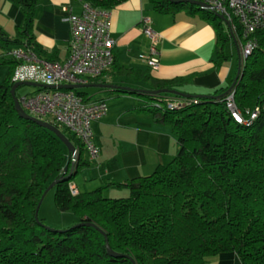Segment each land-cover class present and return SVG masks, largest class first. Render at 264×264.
Returning <instances> with one entry per match:
<instances>
[{
    "label": "trees",
    "instance_id": "16d2710c",
    "mask_svg": "<svg viewBox=\"0 0 264 264\" xmlns=\"http://www.w3.org/2000/svg\"><path fill=\"white\" fill-rule=\"evenodd\" d=\"M6 1L21 9L23 21L16 26L15 38L0 28L1 47L24 46L38 57L56 60L34 41L38 0ZM83 1L109 11L125 0ZM147 1L160 13L182 8L208 20L216 33V62L227 60L224 48L233 38L212 9ZM254 36L257 46L240 61L239 80L229 90L248 124L230 115L228 87L201 98L109 88L137 96L142 101L137 110L168 123L177 145L174 157L151 173L115 183L128 188L125 197L103 196L110 183L71 194L69 183L88 162L82 154L86 149L66 128L54 124L76 147L72 162L54 133L17 113L10 90L20 61L1 54L0 66L7 69L0 81V264H205L221 252H235L242 264H264V32ZM120 70L151 78L154 89H175L183 81L152 78L147 66ZM102 76L89 82L101 83ZM54 179L57 209L78 217L77 224L63 230L47 227L35 215ZM106 242L115 255L107 252Z\"/></svg>",
    "mask_w": 264,
    "mask_h": 264
},
{
    "label": "crops",
    "instance_id": "0c3cea01",
    "mask_svg": "<svg viewBox=\"0 0 264 264\" xmlns=\"http://www.w3.org/2000/svg\"><path fill=\"white\" fill-rule=\"evenodd\" d=\"M0 2L6 11L11 10L13 20L22 19L19 14L14 15L10 2ZM65 4L71 5L75 13L80 11L75 0H38L33 20L32 33L37 47L56 60H63L67 56L70 28L61 11V6ZM148 5L147 0H125L108 11L115 64L101 77V83L154 89L151 78L127 76L120 72L122 68L146 69L139 59V55L148 52L149 46V39L140 24V17L145 16L150 19L152 28L162 36L158 44L159 67L150 70V77L159 80L181 78L183 81L175 89L193 95L214 94L221 87H228V90L237 74L239 55L234 64L224 48V54L229 57L216 62L213 25L186 9L160 13L150 6L153 10L150 12ZM231 42L235 45L234 41ZM1 52L0 55L3 54ZM98 92L104 95L95 99H103L107 106L105 115L91 122L98 154L91 158L86 150L82 153L88 161L81 166L83 185L78 188L73 178L71 183L77 193L110 183L106 189L116 188L117 193L125 195L128 188L115 183H125L127 179L147 175L157 165L170 161L177 150L175 135L170 125L159 120L157 115L138 111L137 106L142 101L134 94H117L109 88H100ZM103 96L115 100L107 104ZM85 170L90 174V181L86 179ZM205 264L242 263L235 252H221L209 257Z\"/></svg>",
    "mask_w": 264,
    "mask_h": 264
},
{
    "label": "built area",
    "instance_id": "2783aa9c",
    "mask_svg": "<svg viewBox=\"0 0 264 264\" xmlns=\"http://www.w3.org/2000/svg\"><path fill=\"white\" fill-rule=\"evenodd\" d=\"M80 11L75 13L69 4L61 6L63 19L69 23L67 56L63 60H48L24 46L13 47L4 54L17 61L13 70L12 82L36 83L37 89L22 96L17 95L19 104L28 114L49 123L66 128L85 147L91 158L98 154L93 139L91 122L105 115L107 106L103 99L85 100L77 94L79 87H58L59 85L89 84L90 80L102 76L114 62L113 39L110 36L108 11L97 9L83 0H75ZM204 3L217 15L228 22L236 48H239L240 61L257 46L254 33L264 32V0H192ZM140 24L149 39L148 52L139 55L149 69L159 67L158 44L162 36L151 26L148 17L141 16ZM238 27L241 34H238ZM169 106H172L170 104ZM226 107L232 118L246 123L236 109L233 90L226 96ZM256 116V111L250 118ZM70 187V186H69ZM72 195L77 194L70 187Z\"/></svg>",
    "mask_w": 264,
    "mask_h": 264
},
{
    "label": "rangeland",
    "instance_id": "374dc122",
    "mask_svg": "<svg viewBox=\"0 0 264 264\" xmlns=\"http://www.w3.org/2000/svg\"><path fill=\"white\" fill-rule=\"evenodd\" d=\"M9 5H11V7H13L14 15L16 16L17 14H19L22 17V19H20L18 21L13 20L14 16H12L11 10H7L9 12L7 14L6 13L7 11H6L4 4L0 2V28L3 31L7 32L8 36L15 38V37L19 36L16 26H18L17 24L20 25V23H22L23 13L17 5L12 4V3H10ZM148 8H149L150 12L153 11L152 9H150L149 5H148ZM1 9L2 10L4 9V11H2ZM157 15H159V14H157ZM223 27H226L224 23H223ZM1 46L2 45L0 44V51H2L1 53H4L5 51H8L11 49L10 46H3V48H1ZM237 51H238V53H237ZM225 52L227 54L231 55L230 58H232V61L235 64L236 60H237V55L240 52L239 48H236V46L233 44V42L230 41V42L226 43ZM6 69H7L6 66H4V65L0 66V81L4 78V76L6 74ZM125 87H127V86H125ZM130 88H132V87H130ZM36 89H37V87H35L33 85L21 84L20 86L17 87L15 92L17 95L22 96L24 94L31 93V92L35 91ZM99 89L100 88L92 87V86H90V87H84L83 86V87L77 88L76 90L80 91V92L87 93L89 95L90 99L94 100L98 96L104 95V94H101L100 92H98ZM103 97L106 99L107 104H109L111 101L115 100L112 97L109 99H107V97H105V96H103ZM87 156L88 155L86 154V157ZM70 168L68 170H70ZM63 172H65L64 169H63L62 173ZM84 173L87 175L86 179H89V181H90V176H89L90 174L88 173V171L85 170ZM73 180L77 184L78 188H81V186L83 185V169H82V167L79 168L78 172L73 177ZM69 186L75 187L73 185V183H71V182L69 183ZM90 188H94V187H90ZM116 190H117L116 188H111V189L105 188V189H103L102 194L105 197H124V196H127L129 194V191H128L125 195H120L119 193H117ZM114 191H116V192H114ZM54 194H55V187L54 186L45 192L44 196L41 199V203L39 205V208H38V217L42 220V222L47 227L52 228V229H57V230H63V229H66L70 226L77 224L78 223V217L73 212H71V211H60L57 209L55 202H54Z\"/></svg>",
    "mask_w": 264,
    "mask_h": 264
},
{
    "label": "water",
    "instance_id": "95a60500",
    "mask_svg": "<svg viewBox=\"0 0 264 264\" xmlns=\"http://www.w3.org/2000/svg\"><path fill=\"white\" fill-rule=\"evenodd\" d=\"M172 1H175V2H182V3H187V4H190V5H193V6H196V7H200V8H208L204 3H201V2H197V1H192V0H172ZM218 18H220L227 26H228V22L227 20L222 16V15H218ZM238 52V51H237ZM239 55V54H238ZM239 70H240V58L238 60V69H237V74L236 76L234 77V80L231 84V86L229 87L228 91L232 88V86L234 85L235 82H237L239 80ZM21 84H27V85H33V86H39L37 85L36 83H31V82H24V83H21V82H16L12 85L11 87V90H10V93H11V96L13 98V101H14V106H15V109L17 111V113L19 115H21L22 117H25L27 119H31L33 121H35L37 124H39L40 126L50 130L52 133H54L59 139L60 141L65 145L68 153L71 155L72 157V162H75L76 160V157L78 155L77 153V150H76V147L73 145V143L61 132L60 129H58L56 126H54L53 124L47 122V121H44L42 119H39L35 116H32L30 114H28L27 112L24 111V109L21 107V105L19 104V101L17 99V96L15 94V91L17 89L18 86H20ZM99 87V88H114V87H119V86H115V85H111V84H102V83H89V84H86L84 85V87ZM58 87H71V88H75V87H81L80 85H59ZM120 88H123V89H130L129 87H120ZM132 89V88H131ZM137 90H142L144 92H149L151 94H157V93H160V92H171V93H174V94H177V95H180V96H183V97H193V98H201V97H208L210 95H198V94H188V93H184V92H181V91H178V90H175V89H137ZM64 170H66V167L64 168ZM56 183V179H54L45 189L42 197L44 196L45 192L50 189L51 187H53ZM42 199V198H41ZM41 203V200L37 206V209H36V212H35V215L37 217L38 215V208H39V205ZM106 249H107V252L110 254V255H115V253L113 252V250L110 248V246L108 245V243L106 242Z\"/></svg>",
    "mask_w": 264,
    "mask_h": 264
}]
</instances>
